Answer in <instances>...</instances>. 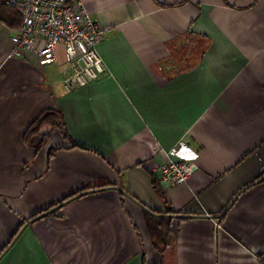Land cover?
<instances>
[{"label":"crops","instance_id":"0c3cea01","mask_svg":"<svg viewBox=\"0 0 264 264\" xmlns=\"http://www.w3.org/2000/svg\"><path fill=\"white\" fill-rule=\"evenodd\" d=\"M9 1L22 0H0V264H264V0H80L105 30L106 73L70 93L62 48L44 67L11 56ZM47 112L62 126L36 148L24 136ZM169 160L193 165L185 183L160 184ZM167 210L159 253L146 218Z\"/></svg>","mask_w":264,"mask_h":264},{"label":"built area","instance_id":"2783aa9c","mask_svg":"<svg viewBox=\"0 0 264 264\" xmlns=\"http://www.w3.org/2000/svg\"><path fill=\"white\" fill-rule=\"evenodd\" d=\"M21 18L19 28L10 36L11 56L33 55L39 67L58 62L57 49L66 54L63 88L70 93L78 87L101 79L106 68L96 52L104 37L102 29L80 0L9 1ZM176 149L171 150L175 154ZM190 163L166 161L158 168L159 182L164 187L186 182L192 173Z\"/></svg>","mask_w":264,"mask_h":264},{"label":"trees","instance_id":"16d2710c","mask_svg":"<svg viewBox=\"0 0 264 264\" xmlns=\"http://www.w3.org/2000/svg\"><path fill=\"white\" fill-rule=\"evenodd\" d=\"M45 126L51 127L52 129L53 128L60 129L62 125L59 117L55 113L52 112L43 113L27 129L24 136L25 142L26 143L29 142V140H31L32 137L39 136L40 139L38 143L35 145V147L39 148L40 146H42L45 143V137L44 135L41 136L40 133L42 128ZM153 185L157 193L160 196H162V193L158 190L157 186L155 185V181H153ZM63 202L53 205L44 211H40L36 213L27 221L35 222L43 218L47 212L57 209V207L60 206ZM171 214L172 213L167 210V212L163 215L161 214L156 215L155 218L154 217L146 218V226L149 237L153 242L152 244L154 246V249L159 253L165 252L173 239V230H172L173 216Z\"/></svg>","mask_w":264,"mask_h":264},{"label":"water","instance_id":"95a60500","mask_svg":"<svg viewBox=\"0 0 264 264\" xmlns=\"http://www.w3.org/2000/svg\"><path fill=\"white\" fill-rule=\"evenodd\" d=\"M218 219L220 218V217H217Z\"/></svg>","mask_w":264,"mask_h":264}]
</instances>
